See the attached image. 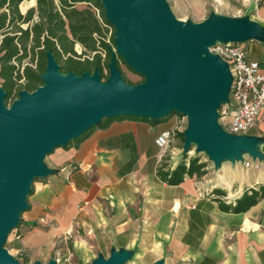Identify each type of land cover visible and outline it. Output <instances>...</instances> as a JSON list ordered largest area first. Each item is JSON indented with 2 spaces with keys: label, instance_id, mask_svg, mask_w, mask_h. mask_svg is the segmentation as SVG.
Wrapping results in <instances>:
<instances>
[{
  "label": "crops",
  "instance_id": "0c3cea01",
  "mask_svg": "<svg viewBox=\"0 0 264 264\" xmlns=\"http://www.w3.org/2000/svg\"><path fill=\"white\" fill-rule=\"evenodd\" d=\"M246 1L238 22L248 36L238 44L258 61L264 53V0ZM34 5L30 0L22 12ZM170 119H113L81 143L52 150L46 160L51 173L34 184L8 248L48 253L55 244L62 247V237L71 249L54 251L63 264L93 254L107 260L112 253L126 254L133 264H264V199L227 214L208 197L218 189L232 202L264 183V121L243 135L248 147L233 160L221 155L202 176L168 186L156 178V169L165 157L173 167L184 152L171 139L161 157L154 140L173 129ZM48 262L59 259L40 263Z\"/></svg>",
  "mask_w": 264,
  "mask_h": 264
},
{
  "label": "water",
  "instance_id": "95a60500",
  "mask_svg": "<svg viewBox=\"0 0 264 264\" xmlns=\"http://www.w3.org/2000/svg\"><path fill=\"white\" fill-rule=\"evenodd\" d=\"M97 1L114 30L116 55L143 81L124 85L113 59L104 82L96 72L61 75L46 54L42 86L20 92L9 108L0 89V264H20L1 245L27 209L33 179L51 173L42 166L44 157L101 119L185 117L184 151L197 142L213 162L248 147L247 138L230 136L216 123L230 78L226 66L207 51L216 41H243L248 31L238 20L209 18L181 27L163 0ZM125 259L126 254L112 253L92 264H120Z\"/></svg>",
  "mask_w": 264,
  "mask_h": 264
},
{
  "label": "trees",
  "instance_id": "16d2710c",
  "mask_svg": "<svg viewBox=\"0 0 264 264\" xmlns=\"http://www.w3.org/2000/svg\"><path fill=\"white\" fill-rule=\"evenodd\" d=\"M26 1L0 0V89L5 94L4 102L11 98L16 100L20 92L31 93L43 85L41 76L46 66V54L57 65L59 74L71 73L79 77L83 73L91 75L96 72L98 80L106 81L108 64L113 56L110 54L109 45L103 40L102 24H109L104 19L99 2L35 0V8L31 7L23 13L20 7ZM79 4L82 6L77 9ZM96 10L100 13H95ZM74 45H78L82 53L76 54ZM86 54L90 56L89 59L80 60V56ZM101 55L105 59L106 76L101 72ZM115 66L118 70L116 63ZM142 81L143 79L135 84L126 81V84L134 86ZM122 118L133 117L101 119L97 125L89 127L65 146L79 144L94 128L104 126L110 120ZM174 137L179 140L181 147L183 132L173 133L172 138ZM189 147L190 145L187 152ZM187 152L179 156L173 167L168 164L166 157L163 158L156 169V178L168 186H177L184 178L205 174L206 162L197 155L187 156ZM208 197L216 203L220 212L239 214L264 199V183L245 189L232 202H227L225 193L218 189L211 190Z\"/></svg>",
  "mask_w": 264,
  "mask_h": 264
},
{
  "label": "rangeland",
  "instance_id": "374dc122",
  "mask_svg": "<svg viewBox=\"0 0 264 264\" xmlns=\"http://www.w3.org/2000/svg\"><path fill=\"white\" fill-rule=\"evenodd\" d=\"M29 1L27 0L23 5H21L20 10L24 11L26 7L29 6ZM169 14L171 17L181 26L186 27L188 24L196 25L205 22L209 18H215V19H222V20H230V21H237L240 20L242 17V13L245 9L246 0H163ZM36 4L34 5L35 8ZM82 5H77V9L81 8ZM96 13H100L99 10H96ZM102 29L104 33V42L109 45L110 54L113 56V59L115 60V63L118 67V72L121 81L126 84V81H128L131 84L138 83L142 80V77L133 71H131L123 62L121 57L116 55L115 48H114V30L110 25L102 24ZM76 54L82 53V49L78 45H74L73 47ZM208 51V50H207ZM89 55H81L80 60H83L84 58L89 59ZM104 60V61H103ZM100 61H102L101 64V72L104 76L107 75V69L105 68L104 62V56H100ZM63 75V74H61ZM100 82H103V80H99ZM130 86V85H127ZM0 87H1V81H0ZM14 98H11L8 102H4V106L6 108H9L14 101ZM171 119L168 120L167 125H174L173 127V133L175 132H184L187 128V122L186 118L179 116L177 114H174L170 117ZM180 142L175 137L172 138L171 146L180 147ZM170 144L168 147H171ZM197 142H193L190 144L189 151H184L183 147L180 149L182 152H187V156H194L197 155L200 157V159L206 164H212L213 161L208 157L205 151L200 150L198 147ZM47 156L46 155L42 161V166L44 169H47ZM224 159L226 160H233V154L227 155L226 153L222 154ZM44 177H37L33 179L34 181L31 182V185L29 187V193L26 196V203L28 204L29 198L32 194V190L34 187V184L38 182L39 180H42ZM24 210L19 218V225L22 221L21 217L22 214L25 212ZM18 225V226H19ZM18 228V227H16ZM12 229L8 235L6 236L5 242L1 245L3 249L6 250L8 255L15 260L16 262H19L20 264H34L36 262H46L52 258L59 259V262H55V264H63L64 262H61L62 258H60V253L57 255L56 249L62 248L60 252H65V250L70 251V245H69V239H63L60 238L62 247L60 245H54L55 250L48 253H27L24 251L19 252H13L8 248V242L11 240L14 230ZM59 239H53V241H57ZM64 244V245H63ZM99 258L97 254H93L92 256L83 258L81 261L78 262V264H92V262L96 261ZM120 264H133L132 262H126L125 260L122 261Z\"/></svg>",
  "mask_w": 264,
  "mask_h": 264
},
{
  "label": "built area",
  "instance_id": "2783aa9c",
  "mask_svg": "<svg viewBox=\"0 0 264 264\" xmlns=\"http://www.w3.org/2000/svg\"><path fill=\"white\" fill-rule=\"evenodd\" d=\"M208 52L226 66L230 78L226 101L216 111V123L230 136H243L264 121V53L258 61L250 60L238 43L217 41ZM172 137L173 129L156 136L154 144L161 157Z\"/></svg>",
  "mask_w": 264,
  "mask_h": 264
}]
</instances>
